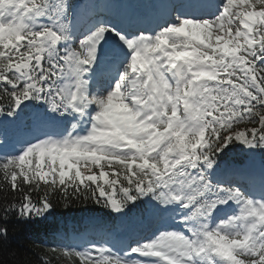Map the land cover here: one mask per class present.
<instances>
[{
	"label": "snow or ice",
	"instance_id": "6c2138e0",
	"mask_svg": "<svg viewBox=\"0 0 264 264\" xmlns=\"http://www.w3.org/2000/svg\"><path fill=\"white\" fill-rule=\"evenodd\" d=\"M162 2L145 20L0 0V215L43 217L58 194L144 225L37 243L40 264H264V172L221 164L264 151V0Z\"/></svg>",
	"mask_w": 264,
	"mask_h": 264
},
{
	"label": "trees",
	"instance_id": "16d2710c",
	"mask_svg": "<svg viewBox=\"0 0 264 264\" xmlns=\"http://www.w3.org/2000/svg\"><path fill=\"white\" fill-rule=\"evenodd\" d=\"M261 153V154H260ZM260 154V155H259ZM256 158L264 156V151L250 152L243 146L231 147L221 157V164L229 160L244 161L246 156ZM8 199L12 194L9 192ZM3 193H0L2 203ZM54 208L43 217L22 218L16 213H9L7 218L0 215V226L7 228V237L0 243V264H40L33 246L37 243L42 245H55L47 240V235L56 231L61 221L80 220L93 216L105 218L114 217V213L91 200L83 202L73 200L65 207L64 200L57 194L53 197ZM14 253V255H13Z\"/></svg>",
	"mask_w": 264,
	"mask_h": 264
},
{
	"label": "rangeland",
	"instance_id": "374dc122",
	"mask_svg": "<svg viewBox=\"0 0 264 264\" xmlns=\"http://www.w3.org/2000/svg\"><path fill=\"white\" fill-rule=\"evenodd\" d=\"M87 0H85L86 2ZM89 1V0H88ZM117 0H94L95 3L102 4V3H113ZM123 1V0H122ZM158 1L159 6H164L162 0H155ZM124 2H127L132 5L136 10H140L138 7H142L144 3L140 0L138 7H137V0H124ZM152 0H147L146 6L149 7ZM108 13L106 15H112V11L109 9H105ZM119 12H123V10H120ZM163 13V9H162ZM150 15L148 13H144V16ZM224 168L228 169L232 172H241L242 176H244L246 179L252 178L254 176L255 179H253L254 182H259L261 173L264 172V158L255 159L254 157H246L244 159V163H238V162H230L223 166ZM116 214V213H115ZM116 220L114 226H110L109 222L102 221L103 218H90L85 221H82L86 225L85 234L83 237L79 238V233H76L74 229H76V224L70 223L69 228L71 230L70 236L72 240H77V243H79L82 239L85 241L87 238H92V240H98L102 237L107 236H115L118 239L123 240H129L133 239L135 235H137L140 230L144 227L139 221L141 219L140 217V210L139 209H133L129 215H128V221H123L121 217L116 214Z\"/></svg>",
	"mask_w": 264,
	"mask_h": 264
},
{
	"label": "bare ground",
	"instance_id": "6f19581e",
	"mask_svg": "<svg viewBox=\"0 0 264 264\" xmlns=\"http://www.w3.org/2000/svg\"><path fill=\"white\" fill-rule=\"evenodd\" d=\"M99 1H102V0H99ZM98 3H99V2H98ZM115 5L122 7L119 3H116ZM114 8H115V7H114ZM122 8H123V7H122ZM115 9H120V8H115Z\"/></svg>",
	"mask_w": 264,
	"mask_h": 264
}]
</instances>
